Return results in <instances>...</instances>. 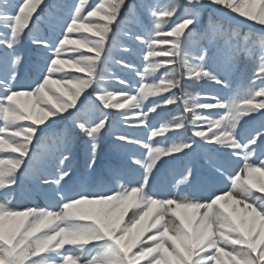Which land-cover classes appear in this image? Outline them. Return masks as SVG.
Here are the masks:
<instances>
[{
    "label": "snow or ice",
    "instance_id": "6c2138e0",
    "mask_svg": "<svg viewBox=\"0 0 264 264\" xmlns=\"http://www.w3.org/2000/svg\"><path fill=\"white\" fill-rule=\"evenodd\" d=\"M42 3L0 0V264H264V0H72L34 19ZM207 8L260 35L204 25ZM26 44L43 64L31 82ZM243 60L248 86L225 94ZM185 81L215 91L179 96ZM181 103L185 115L167 119ZM74 133L93 171L106 136L126 150L118 188L74 181ZM177 162V193L159 195L157 176ZM22 179L55 203L16 207Z\"/></svg>",
    "mask_w": 264,
    "mask_h": 264
},
{
    "label": "trees",
    "instance_id": "16d2710c",
    "mask_svg": "<svg viewBox=\"0 0 264 264\" xmlns=\"http://www.w3.org/2000/svg\"><path fill=\"white\" fill-rule=\"evenodd\" d=\"M63 1H67L70 2V0H49L48 2L45 1L43 3L42 9L43 12L40 11V9L34 14V19L36 16H45L46 14H48L49 9L52 8L54 5H61L64 4ZM130 2L133 3H139V0H131ZM179 2V1H178ZM221 13H224L223 11H220ZM234 15V14H231ZM202 22L204 25H207L209 23V21H215L218 23H222L225 25V27L231 26L233 28H236L238 31H240L241 33H251L254 36H259L260 33L257 31H251L249 28L244 27L238 23L232 22L231 20H227L225 18H223L222 16L213 13L211 10L202 11ZM206 18V19H204ZM243 21L244 18H240ZM204 20H207L206 22ZM48 22V21H45ZM45 22H42L40 24V26L45 27L47 26L45 24ZM246 22H250V21H246ZM250 23H254V22H250ZM26 47H30L32 48V46L30 44H26ZM125 59H131L133 60V62L137 65L140 66L142 61L139 57H127L125 56ZM161 59H165V58H161ZM254 68V64L250 61L247 60H243L240 62L239 65V72L237 73V75L235 76V82L237 83L236 86L239 87L241 85V83L247 87L249 84V80L251 78L252 75V70ZM112 71L116 72L119 75H125L127 79H129L130 81L132 80H138V77H133V76H127L126 73L122 72L121 69L119 67L113 66ZM181 69H177V72H180ZM163 74V69H161L160 73H158V75H162ZM113 87H115L117 90L120 89L121 86L118 85H113ZM204 86L203 85H198V84H194L192 82L189 81H185L184 82V88L183 90H174L176 91L177 95L179 96H184V95H198L201 93V91L203 90ZM87 96L84 95V97ZM89 101L86 100V104ZM77 106L80 107L81 103H77ZM183 104L181 103L179 105V107L173 105V106H168L167 111L165 112V116L167 117V119H172L175 116H181V115H185L183 113ZM113 118L115 119V112L113 111ZM190 120V116L188 117ZM118 123V121H117ZM61 129H67V128H71V122L70 121H66L64 124L59 126ZM191 126L189 125L188 127V131L187 134L190 135L191 134ZM122 131H126L128 132V134L130 135H136L138 133L137 129H133V128H122ZM125 149H122L119 147V144L117 142H114L113 138L111 136H106V140L103 144V151L99 154L98 160L103 162L102 160H104L103 158L108 156L109 161L108 165L110 166V168L117 170L119 169L121 166L125 167ZM74 159L75 160H80L83 159V162L85 164V159H86V152H85V148H84V142L83 139L79 136V134H75L74 133ZM7 154H1V156H4Z\"/></svg>",
    "mask_w": 264,
    "mask_h": 264
},
{
    "label": "rangeland",
    "instance_id": "374dc122",
    "mask_svg": "<svg viewBox=\"0 0 264 264\" xmlns=\"http://www.w3.org/2000/svg\"><path fill=\"white\" fill-rule=\"evenodd\" d=\"M45 1L48 2L49 0H43V3ZM178 1L180 3H183V0H178ZM91 2L92 3H95V0H91ZM43 3L41 4L40 8L42 7ZM40 8H38L37 11ZM203 10L208 11L206 9H203ZM211 11L213 13H216V14L220 15L217 11H214V10H211ZM204 19H206V18H204ZM204 21L206 22L207 20H204ZM245 25L248 26L247 28H249L251 31L252 30L253 31H257L259 29V26L258 25H254L252 23L245 24ZM81 35H88V34L87 33H77V34H73V38L75 39V38H77V37H79ZM67 47L71 48V47H75V46L74 45H69ZM25 51H26V54H27V64L21 69V72H22V80H23V82H29V81H25L24 80L25 77L27 76V73H28V70H27L28 69V64H30V66L31 65H34V67L36 68V70L33 71V72L36 74V76L38 75L37 66L42 67L43 64H42V61L40 60L39 56L36 57V59L39 62V64L32 63V61L28 58L29 55L31 54L30 50L27 47H25ZM80 51H83V49H80ZM69 54H71V53H69ZM70 74L71 75H83L82 73H74V72L73 73H70ZM90 91L91 90L89 89L86 92H84L81 95L80 100L77 103H79L81 101H84V99H83L84 98V95H86V94L88 95V92H90ZM214 91H215V86H204V88H203L202 92L200 93V95L210 94V93H213ZM229 93L230 92L228 90H225V94L230 95ZM22 99H24V98H22ZM121 130H122V128H121ZM254 162L255 163H258V160L256 158H254ZM194 163L196 164L195 161H194ZM196 166H197V164H196ZM72 169H73V172L76 173V169H75L74 166H72ZM180 170H181V165H180L179 162H177L171 168L166 169V171H165V173L163 175L157 177L156 184H155V190L157 191V193L159 195H165L166 196V195H169V194L175 195L177 193V189H176V187L173 184V176L174 175H178V173H179ZM121 174L123 175L124 173H121ZM92 177H93V174H90L89 173L87 175V177H86V181L89 180V179L92 180ZM77 179L75 181H77ZM131 179H134V177H131L129 180H131ZM78 184H79V182H78ZM102 188L105 191L110 190V189H113L110 186H108V187L105 186V187H102ZM213 189L214 190L215 189H219V190L226 191L227 190V184H226V182H215V181H213ZM180 191H181V194H188V192L190 190L181 189ZM199 195L201 197H206L207 196V193L202 191V192L199 193ZM21 197H22L21 198V201L19 203H17V204H14L16 207L23 208L24 206H27V205H33V204L30 203V201H27L23 195ZM49 203H55V201H47V200H45L44 202H39L38 205H40V206H47ZM131 214L132 213L129 212L128 216L130 217ZM127 219H128V217H126V221H127Z\"/></svg>",
    "mask_w": 264,
    "mask_h": 264
}]
</instances>
